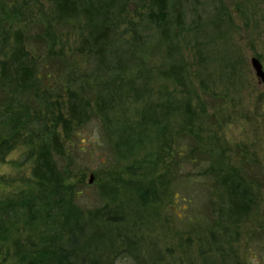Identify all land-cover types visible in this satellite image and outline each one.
<instances>
[{
	"label": "rangeland",
	"instance_id": "obj_1",
	"mask_svg": "<svg viewBox=\"0 0 264 264\" xmlns=\"http://www.w3.org/2000/svg\"><path fill=\"white\" fill-rule=\"evenodd\" d=\"M103 3L113 36L100 62L88 54L84 16L58 18L47 0H0V60L18 31L54 112L66 113L68 88L96 109L90 89L110 81L104 97L119 127L134 124L146 102L169 113L127 157H116L93 111L60 137L58 165L79 192L76 204L114 243L113 264H264V86L250 65L255 57L264 70V0H166L163 32L149 16L153 0ZM173 66L180 83L163 74ZM30 130L0 161L8 169L0 200L35 187L32 155L44 132ZM228 173L245 190L237 213L215 179ZM133 187L147 189L146 202ZM23 234L0 241V264L16 259L13 241Z\"/></svg>",
	"mask_w": 264,
	"mask_h": 264
},
{
	"label": "trees",
	"instance_id": "obj_2",
	"mask_svg": "<svg viewBox=\"0 0 264 264\" xmlns=\"http://www.w3.org/2000/svg\"><path fill=\"white\" fill-rule=\"evenodd\" d=\"M47 1L58 18L84 16L88 32L84 40L89 44L88 54L102 62L113 36L107 2ZM152 4L156 13L151 12L149 16L163 32L162 26L167 19L166 0H153ZM3 22L0 18L1 50L6 41ZM19 34L16 31L9 58L0 60V90L3 94V99L0 96V161L19 140L21 132L33 134L30 129L35 126L44 132V136L40 135L43 141L32 155L34 189L0 200V241H6L13 232L25 233L22 238L16 237L13 241L16 259L10 264H113L114 243L104 230L93 225L91 215L85 216L83 208L76 204L79 192L68 182V169L58 165V158L63 156L61 139H69L71 130L82 126L93 111L99 115L116 157H127L147 140L149 127H158L169 113L165 111L160 116L146 102L140 118L134 124L124 122L125 125L119 127V121L124 120L113 116L114 104L105 101L104 97L111 86L110 81L100 83L95 90L90 89L96 95V109L89 111L90 104L81 92L68 88L67 106H64L66 113H62L61 109L54 112L55 103L48 97L49 89L39 88L40 75H36L33 65L26 63L28 57ZM122 67L119 65V70ZM163 74L167 79L181 82V72L175 66ZM121 79L118 74L117 80ZM80 88L82 91L83 87ZM32 103L35 104L33 109ZM42 109L45 113L41 112ZM47 121L51 126L47 125ZM58 127L60 132L57 131ZM215 179L218 186L221 184L224 187L228 209L234 213L240 212V202L245 197L242 182L231 173L217 175ZM132 195L140 202H146L147 195L150 196L146 188L135 187Z\"/></svg>",
	"mask_w": 264,
	"mask_h": 264
},
{
	"label": "water",
	"instance_id": "obj_3",
	"mask_svg": "<svg viewBox=\"0 0 264 264\" xmlns=\"http://www.w3.org/2000/svg\"><path fill=\"white\" fill-rule=\"evenodd\" d=\"M250 65L251 68L253 69L254 75L257 78L258 82L262 83L264 86V70L260 61L257 58L252 57L250 59ZM91 178L92 176L90 177V182H91Z\"/></svg>",
	"mask_w": 264,
	"mask_h": 264
},
{
	"label": "clouds",
	"instance_id": "obj_4",
	"mask_svg": "<svg viewBox=\"0 0 264 264\" xmlns=\"http://www.w3.org/2000/svg\"><path fill=\"white\" fill-rule=\"evenodd\" d=\"M16 153H12V155L10 156V158H13L15 157ZM8 171L7 167H3V168H0V174H3V173H6Z\"/></svg>",
	"mask_w": 264,
	"mask_h": 264
}]
</instances>
